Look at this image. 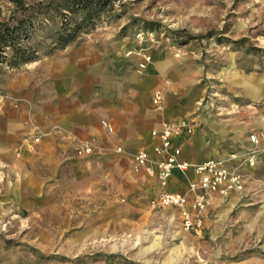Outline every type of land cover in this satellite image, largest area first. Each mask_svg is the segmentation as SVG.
<instances>
[{"label": "rangeland", "instance_id": "1", "mask_svg": "<svg viewBox=\"0 0 264 264\" xmlns=\"http://www.w3.org/2000/svg\"><path fill=\"white\" fill-rule=\"evenodd\" d=\"M21 1L37 53L0 63V264H264V196L215 205L201 232H184L177 213L150 209L157 187L131 171V145L107 141L112 151L94 145L71 162L25 155L66 133L48 124L50 106L72 104L99 125L136 102L155 123L262 117L264 0H107L94 28L64 48L51 41L60 19L71 20L61 0ZM19 17L0 0V22ZM139 49L151 55L141 73ZM164 89L155 110L152 94ZM71 140V149L82 143ZM187 179L175 176L173 189L185 192Z\"/></svg>", "mask_w": 264, "mask_h": 264}, {"label": "crops", "instance_id": "2", "mask_svg": "<svg viewBox=\"0 0 264 264\" xmlns=\"http://www.w3.org/2000/svg\"><path fill=\"white\" fill-rule=\"evenodd\" d=\"M255 84H253L254 87L256 86L255 92L253 91L254 94H256L258 88L257 82ZM138 93H140L139 90ZM69 105L65 106L63 111L58 113H56L57 107L53 108L50 106L51 108H48V124H58L66 130V133L61 136H51L45 139L40 146L35 148L34 154L28 151L25 152L27 156L32 155L29 156L31 161L36 162V159H40L39 162H71V159L74 157L73 150L75 147L71 149L70 143L72 141L71 138L74 137L82 143L86 141L94 143L93 146H97V151L105 150L109 152L113 150L111 149L112 146L124 144L123 146L131 145L137 148L136 151L145 149L153 156L152 148L156 144V141L150 137V131L158 129L160 122L155 123L152 119H149V114L146 115L144 111H141L137 102L135 103V109L126 110L122 108L121 119L102 114L103 120L108 122L113 128L111 133L99 125L96 115L90 114L84 118L79 112L80 109L72 107V104ZM258 114L257 112H247L244 117L233 116L225 119H216L211 124H206L204 120L197 117V119H194L197 123L196 133L188 139L178 141L181 147L182 159L192 164L204 162L211 158L227 159L229 154L237 150L255 149L258 151L255 167L242 168V172L247 175L245 192L240 195L231 194L225 200L216 196L210 208L215 205L224 204L227 200L240 202L251 196V199L256 201L264 196V115L261 117ZM167 119L179 120L173 117H167ZM202 126H206L208 131L200 129ZM250 134L256 135L258 140L257 145H253L248 141ZM107 141L112 146L106 145L105 142ZM134 174L138 179L152 181L157 187L153 179L146 178L142 174ZM175 176L181 175L178 173L173 175L169 190L180 192L172 187V180ZM187 176L188 179L192 178L191 173H188ZM172 212L176 213L174 210Z\"/></svg>", "mask_w": 264, "mask_h": 264}, {"label": "built area", "instance_id": "3", "mask_svg": "<svg viewBox=\"0 0 264 264\" xmlns=\"http://www.w3.org/2000/svg\"><path fill=\"white\" fill-rule=\"evenodd\" d=\"M142 33L137 34L142 39ZM147 41L153 45L154 39ZM138 57L136 69L138 73L147 69L151 63V55L147 49H139L134 53ZM167 89L155 90L151 102L155 110H161L164 94ZM101 126L109 133L113 131L111 125L102 121ZM197 129L195 120L163 119L158 129L150 131V137L156 141L152 148L153 156L147 150L136 151L132 156V171L153 179L158 192L150 201L151 210H174L177 213L181 229L184 232L199 233L217 196L228 199L231 194H242L247 187V175L242 172L243 167L254 168L258 151L255 149L242 150L229 154L227 159L211 158L204 162L192 164L182 159L179 140L190 138ZM248 141L257 145L256 135L250 134ZM92 142L86 141L74 148V155L78 159L93 154ZM121 149L118 148L117 152ZM175 173L186 177L187 190L184 193L169 190L170 181Z\"/></svg>", "mask_w": 264, "mask_h": 264}, {"label": "trees", "instance_id": "4", "mask_svg": "<svg viewBox=\"0 0 264 264\" xmlns=\"http://www.w3.org/2000/svg\"><path fill=\"white\" fill-rule=\"evenodd\" d=\"M9 1L20 11V17L10 22H0V63L17 67L35 59L37 50L29 44L30 35L35 28L31 14L28 15V8L23 2ZM108 6L107 0H61L60 7L71 15V20L65 16L60 19L51 38L52 47L64 48L81 34L93 29L96 20Z\"/></svg>", "mask_w": 264, "mask_h": 264}, {"label": "bare ground", "instance_id": "5", "mask_svg": "<svg viewBox=\"0 0 264 264\" xmlns=\"http://www.w3.org/2000/svg\"><path fill=\"white\" fill-rule=\"evenodd\" d=\"M155 246H156V244L155 243H152L149 248H154Z\"/></svg>", "mask_w": 264, "mask_h": 264}]
</instances>
